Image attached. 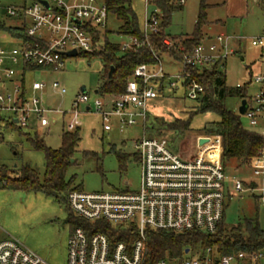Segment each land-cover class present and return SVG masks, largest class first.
Segmentation results:
<instances>
[{"label":"built area","instance_id":"obj_1","mask_svg":"<svg viewBox=\"0 0 264 264\" xmlns=\"http://www.w3.org/2000/svg\"><path fill=\"white\" fill-rule=\"evenodd\" d=\"M41 1L47 2V5ZM170 4L184 7L188 0H169ZM145 13L140 22L141 35H119L121 51H136L150 48L155 59L154 65H140L128 81L124 93L111 97H97L93 103L95 113L103 121L104 131H111V120L117 119L118 128L125 129L142 125L143 138L138 141V157L141 169L138 191L112 193H86L73 191L68 201L73 213L88 222L104 220L115 227L135 226L138 240L129 248L125 243L111 245L103 233L88 235L84 228L73 230L68 240L67 264H143L146 229L167 230L176 233L201 231L215 234L223 220L227 200L243 193H249L264 206V91L256 95L248 94L245 117L249 119L253 132L263 140L259 155L247 165L254 178L229 179L222 163V138L199 137L196 141L198 152L184 157L173 149L165 138L150 137L145 132L150 113V103L157 100L166 90H181L189 100H197L204 87L195 80L187 68L210 69L215 64H223L235 54L233 37L224 34L207 36L191 52L184 54L182 61L169 55L159 56L154 50L152 39L163 34L161 11L156 0H144ZM11 17L22 19L29 38L35 43L22 41L20 47L0 48V81L12 82L14 89L8 92L0 87V114L7 113V124L29 128L33 118L41 128H47L51 121L48 114L69 115L65 123L67 131L77 128L76 121L80 107L87 106L91 98L87 92H80L73 102L70 112L51 110L43 107V100L28 98L25 74L35 68L58 71L64 68L66 53L71 51H94L95 35L107 28L109 10L103 0H34L31 4L10 7ZM168 49L177 48L171 37L163 39ZM253 46L264 48V37L252 41ZM181 64L176 73L165 70L163 57ZM19 68L20 70H16ZM21 78L20 80L18 79ZM252 88L264 84V75L251 77L244 85ZM44 83H34L33 93L44 91ZM53 88L61 95L66 89L54 83ZM98 92V90H97ZM97 96L100 95L96 93ZM241 104H242V101ZM240 104V106H241ZM67 113V114H66ZM1 134V133H0ZM201 138L208 142L199 145ZM218 151L219 159L210 156L209 151ZM1 165V164H0ZM194 255H191L193 254ZM263 252L219 256L212 249L204 254L195 251L186 254L180 264H259ZM0 264H48L38 254L16 239L0 241ZM158 264H166L165 260Z\"/></svg>","mask_w":264,"mask_h":264},{"label":"rangeland","instance_id":"obj_2","mask_svg":"<svg viewBox=\"0 0 264 264\" xmlns=\"http://www.w3.org/2000/svg\"><path fill=\"white\" fill-rule=\"evenodd\" d=\"M32 1L34 0H0V22L6 29L21 27L22 19L9 16L8 9L23 6L25 2L31 4ZM129 1L139 22H142L145 13L144 0ZM207 4L208 25L203 28L204 35L224 34L233 37L232 45L236 49L235 54L230 55L225 62L227 86L235 88L240 83L248 82L251 77L264 75V48L252 44L253 40L264 37V0H248V7L242 13L231 12L227 7L219 6L218 0H207ZM199 10L200 0H188L181 10L173 14L168 32L178 37L191 35ZM120 25L116 16L110 13L107 28L100 30L102 41L108 39L112 43H122L123 39L118 34ZM21 44L22 41L12 37L7 30H0V48L12 49L20 47ZM83 53L90 55L85 56ZM92 53L94 51L81 52L80 54L83 55L65 58L64 68L58 71H28L25 74L27 97L42 99L43 107L47 109L70 112L81 88L85 87L91 98L88 106L92 107V101L100 97L97 96L96 91L101 87L105 73L102 58ZM163 64L169 73H176L182 69L180 63L167 56L163 57ZM16 70L20 69L16 68ZM1 74L0 84H3L6 80L4 73ZM36 82L45 84L44 91L33 93L31 87ZM57 82L61 88L66 89L65 95H61L53 88V84ZM6 84L7 91L12 92L13 83ZM261 88L264 91V84L253 86L249 89V94L256 95L260 93ZM182 93L179 90L176 96L180 98ZM172 95L171 90H166L164 95L150 103L152 121L171 122L177 118H188L195 102L174 98ZM240 104V99L236 97L227 98L225 101L228 110L240 115L243 127L252 130L249 119L240 114ZM86 107H80L76 121L80 129L81 141L67 170L66 179L68 181L73 179L74 184L80 185L82 191L86 193L138 191L141 169L137 160V143L143 138L142 125L138 124L121 131L117 119L113 118L112 130L104 131L101 116L95 113L93 107L91 111H87ZM190 115L195 116L193 112ZM9 116L7 113L0 114V133L3 137L0 140V164L6 166L9 172L11 170L19 172L23 167L30 166L39 173L42 180L46 169L45 154L42 150L35 149L30 139L43 140L48 148L59 149L62 145V135L66 131L62 115L48 114L51 121L49 128L37 126L35 118L32 119L29 128H20L7 124ZM53 120H56V123H53ZM217 120L218 117L212 113L198 114L192 119V130L184 137H176V139L165 131L161 134H152L167 139L173 149L184 157H190L198 152L196 141L199 137L218 136H206L201 131L206 123ZM209 153L214 159L218 160L220 157L219 150ZM118 154L125 157L123 163L120 162ZM225 170L229 179L254 178L250 167L240 166L234 160L226 163ZM245 220L257 221L264 230V206L249 193L227 200L225 211V225L229 230L244 225ZM71 230L67 207L54 197L40 192L0 189V241L16 239L48 264H67ZM165 261L166 264H180L181 260L166 258ZM259 264H264V257Z\"/></svg>","mask_w":264,"mask_h":264},{"label":"trees","instance_id":"obj_3","mask_svg":"<svg viewBox=\"0 0 264 264\" xmlns=\"http://www.w3.org/2000/svg\"><path fill=\"white\" fill-rule=\"evenodd\" d=\"M109 13L114 14L121 23L118 34L140 36V22L134 13L129 0H105ZM156 6L161 11L163 34L154 37L152 44L159 56L169 55L177 61H182L184 54L191 52L206 37L203 28L208 25L209 8L207 0H200V10L196 17L194 31L191 35L178 37L168 32L172 23V16L183 7L170 4L169 0H156ZM0 30H7L15 39L35 43L26 34V28L6 27L0 22ZM171 37L178 45L177 48L168 49L163 45L165 37ZM96 47L95 56L102 58L105 73L102 78V85L98 90L100 96L106 98L120 95L125 92L128 81L133 77L135 69L140 65H154L156 59L150 48L142 47L136 51L123 52L120 44L112 43L108 39L102 41L100 33L95 35ZM99 49V50H96ZM96 50V51H95ZM85 56L90 54L83 53ZM83 54H79L83 55ZM114 68L110 77L111 68ZM39 69V68H35ZM34 69V70H35ZM191 80H195L204 87V93L195 100V106L188 114L187 119L177 118L171 122L164 120L152 121L149 113L148 123L145 132L150 137L152 133L161 134L169 132L172 137H184L192 130V119L198 114L212 113L218 117L217 121L206 123L202 132L206 136L218 135L222 138V163L223 167L227 162L237 161L240 166L248 165L253 158L259 155L263 147L262 138L255 132L247 130L241 123L240 115L228 110L225 106L227 98L236 97L243 100L248 97V85L242 88L228 87L226 84L225 63L215 64L210 69L199 70L187 68ZM176 90L172 91V97L178 99H188L184 93L177 97ZM165 92L162 89L161 95ZM160 95V96H161ZM159 96V97H160ZM191 112L195 114L191 117ZM3 137L0 134V140ZM81 141L80 129L74 131H64L62 135V145L59 149L48 148L43 140L30 139L32 146L37 150H42L45 154L46 166L44 178L41 180L39 173L30 166L23 167L19 172L0 165V189L25 192H40L47 196L54 197L63 203L69 211V221L72 230L82 227L88 235L95 233L105 234L111 245L125 243L129 248L138 240L139 233L135 226L115 227L110 223L100 220L88 222L77 217L69 206V195L77 190L82 191L80 185H75L74 180L68 181L66 173L72 164L76 148ZM121 163L125 157L118 154ZM137 160L139 157L137 155ZM257 199V198H256ZM230 200V198L228 199ZM258 200V199H257ZM227 203L225 205L226 211ZM225 211L223 220L218 225L215 234H207L201 231H190L176 233L167 230L146 229L144 240L143 264H158L160 261L169 258L171 260H182L186 256V251L201 252L204 254L208 249H212L219 256H228L245 252L248 254L264 253V230L259 223L254 220H245L244 225L234 227L231 230L225 225Z\"/></svg>","mask_w":264,"mask_h":264},{"label":"crops","instance_id":"obj_4","mask_svg":"<svg viewBox=\"0 0 264 264\" xmlns=\"http://www.w3.org/2000/svg\"><path fill=\"white\" fill-rule=\"evenodd\" d=\"M218 2H220L219 6H221V5L225 6L228 8L229 11H231V12L235 11L236 13L245 12L246 8L248 7V0H218ZM234 50H236V49L234 48ZM35 70H45V69H35ZM31 71H33V70H31ZM24 81H25V79H24ZM7 82H9V81H5L3 84H0L1 89H5V90L7 89V87H6ZM88 110L89 109H87V111ZM62 117H63L64 128H65V123L69 117H68V115H67V117H66V115H62ZM53 123H56V120H53ZM37 126H39L38 122H37ZM50 126H51V124L47 128H49Z\"/></svg>","mask_w":264,"mask_h":264},{"label":"water","instance_id":"obj_5","mask_svg":"<svg viewBox=\"0 0 264 264\" xmlns=\"http://www.w3.org/2000/svg\"><path fill=\"white\" fill-rule=\"evenodd\" d=\"M41 2L43 4H45V5H47V2H45V1H41ZM66 56L67 57H77V56H79V53L77 51H71V52L66 53ZM113 71H114V68L112 67L111 68V71H110V74H109L110 77L112 76ZM81 92L82 93L86 92V88L85 87H82L81 88ZM96 93H98V92L96 91ZM246 110H247V101L246 100H243L242 101V104H241V106L239 108L240 114H242V115L245 114ZM207 142H208V139L207 138H201L199 140V145L203 146ZM188 253H189V250L186 251V254H188Z\"/></svg>","mask_w":264,"mask_h":264}]
</instances>
